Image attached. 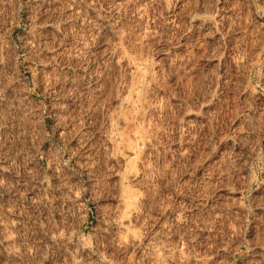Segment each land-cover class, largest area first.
<instances>
[{
	"label": "rangeland",
	"instance_id": "rangeland-1",
	"mask_svg": "<svg viewBox=\"0 0 264 264\" xmlns=\"http://www.w3.org/2000/svg\"><path fill=\"white\" fill-rule=\"evenodd\" d=\"M39 1L0 0V264H264V0Z\"/></svg>",
	"mask_w": 264,
	"mask_h": 264
},
{
	"label": "bare ground",
	"instance_id": "bare-ground-1",
	"mask_svg": "<svg viewBox=\"0 0 264 264\" xmlns=\"http://www.w3.org/2000/svg\"><path fill=\"white\" fill-rule=\"evenodd\" d=\"M28 1H29V0H28ZM46 1H47V0H46ZM50 1H52V0H50ZM50 1L48 0V2H50ZM30 2H31V1H30ZM37 2H40V1L37 0ZM46 3H47V2H45V4H46ZM52 3H53V2H52ZM34 4H35V1H34ZM48 4H49V3H48ZM30 5H31V4H30ZM38 5H39V4H38ZM49 6H52V4H50ZM30 7H31V6H30ZM44 7H45V5H44ZM44 7H43V8H44ZM53 7H54V6H52V8H53ZM33 8H34V6H33ZM36 8H37V7H36ZM39 8H40V7H39ZM43 8H42V9H43ZM32 10H33V9H32ZM37 11H39V10H37ZM37 11H36V13H37ZM40 11H41V9H40ZM32 14H33V13H32ZM32 14H31V16H32ZM37 14H38V13H37ZM39 14H40V13H39ZM45 14H46V12H45ZM34 15H36V14H33V16H34ZM48 15H49V14H48ZM33 16H32V17H33ZM42 16H43V14H42ZM49 16H50V15H49ZM38 17H39V16H38ZM43 17H44V16H43ZM28 18H29V17H28ZM44 18H45V17H44ZM47 18H48V17H46V19H47ZM53 18H54V17H53ZM38 19H39V18H36V20H38ZM41 20H42V18L39 19L38 21H41ZM48 21H49V19H48ZM50 21H51V20H50ZM36 22H37V21H36ZM43 22H46V21H43ZM43 22H42V23H43ZM29 23H30V22H29ZM45 24H47V23H45ZM52 24H53V21H52ZM38 26H39V25H38ZM40 26H42V24H41ZM50 26H51V25H50ZM45 27H46V26H45ZM35 28H36V27H35ZM36 29H37V28H36ZM39 29H40V28H39ZM41 30H44V28L41 29ZM43 32H44V31H43ZM41 33H42V32H41ZM33 34H34V33H33ZM36 34H38V33H36ZM39 35H40V34H39ZM40 37L42 38V36H40ZM40 37H39V40H40ZM42 39H43V38H42ZM45 39H46V37H45ZM32 40H33V39H32ZM43 40H44V39H43ZM45 42H46V40H45ZM36 50H37V49H36ZM40 51H41V50H40ZM4 62H5V61H4ZM135 67H136V66H135ZM1 75H2V74H1ZM6 76H7V75H6ZM0 77H1V76H0ZM0 79H1V78H0ZM11 79H12V78H11ZM6 81H7V80H6ZM9 81H10V80H9ZM10 82H12V81H10ZM10 82H9V83H10ZM10 84L13 85V83H10ZM7 85H8V84H7ZM4 87H5V86H4ZM8 87H9V85H8ZM10 91H11V90H10ZM18 91H19V90H18ZM21 91H22V90H21ZM22 92H23V94H24V91H22ZM22 92H20L21 95H22ZM7 93H8V92H7ZM7 93H6V94H7ZM12 94H13V92H12ZM24 95H25V94H24ZM14 96L17 97V95H15V94H14ZM120 96H121V95H120ZM120 96H118V97L120 98ZM2 97H3V96H2ZM4 97H5V96H4ZM9 97H10V96H9ZM12 97H13V96H12ZM12 97H10V99H11ZM18 97H19V96H18ZM18 97H17V98H18ZM22 97H23V96H22ZM22 97H21V98H22ZM118 97H117V98H118ZM0 98H1V95H0ZM13 98H14V97H13ZM24 98H25V96H24ZM122 98H123V97H122ZM124 98H125V97H124ZM19 99H20V98H19ZM22 99H23V98H22ZM120 99H121V98H120ZM126 99H127V97H126ZM126 99H124L125 102L128 101V99H127V100H126ZM1 100H2V98H1ZM6 100H7V99H6ZM16 100H17V99H16ZM20 100H21V99H20ZM117 100H119V99H117ZM7 101H8V100H7ZM7 101H6V102H7ZM13 101L16 103L15 100H12V102H13ZM21 101H22V100H21ZM129 101H131V100H129ZM129 101H128V102H129ZM3 102H5V101L3 100ZM3 102H2V103H3ZM9 102H11V100L8 101V103H9ZM0 103H1V102H0ZM6 104H7V103H6ZM12 104H14V103H12ZM19 104H20V103H19ZM22 104H23V103H22ZM22 104H21V106H22ZM15 105H16V104H15ZM1 106H4V105H1ZM6 106H7V105H6ZM8 106H10V105H8ZM21 106L19 105V107H20L19 109H21ZM11 107H12V106H11ZM22 108H23V107H22ZM9 109H10V108H9ZM9 109H7V111H8ZM14 109H15V108H14ZM0 110H1V109H0ZM12 110H13V107H12ZM10 111H11V110H10ZM10 111H9V112H10ZM15 111H16V110H15ZM4 112H5V110H4ZM4 112H3V113H4ZM0 113H1V112H0ZM13 113H14V112H13ZM13 113L11 112L10 115H12ZM7 114H8V113H7ZM14 114H15V113H14ZM1 115H2V113H1ZM5 115H6V112H5ZM5 115H4V116H5ZM13 116H14V115H13ZM8 117H9V116H7V118H8ZM11 118H12V117H11ZM4 119H5V117H4ZM17 119H18V117L16 118V120H17ZM13 120H14V119H13ZM13 120H11V121H13ZM16 120H15V121H16ZM11 121H8L7 123L9 124V122H11ZM15 121H14V123H15ZM4 123H5V122H4ZM7 123H6V124H7ZM12 123H13V122H12ZM12 123H11V124H12ZM14 123H13V124H14ZM13 124H12V125H13ZM9 125H10V124H9ZM6 128H7V127H6ZM0 129H1V128H0ZM134 136H135V135H134ZM128 143L130 144L131 148H133V149L135 148V147H134L135 144L132 143L130 140H129ZM135 146H136V145H135ZM10 154H11V153H10ZM10 154H9V155H10ZM5 155H6V154H5ZM9 155H8V156H9ZM15 155H16V154H15ZM17 155H19V153H18ZM13 156H14V154H13ZM20 156H21V154H20ZM3 157H4V156H3ZM5 157H6V156H5ZM0 158H2V157H0ZM11 159H12V157H11ZM19 159H20V157H19ZM19 159H18V160H19ZM8 160H9V159H8ZM13 160H14V159H13ZM5 161H7V160H5ZM5 161H4V162H5ZM0 162H1V160H0ZM5 163L8 164V162H5ZM0 164H4V163L2 162V163H0ZM5 166H7V165H5ZM0 168H1V167H0ZM0 170H1V169H0ZM30 175H31V174H30ZM33 177H34V176H33ZM35 177H36V176H35ZM36 178H37V177H36ZM41 183H42V182H41ZM25 185H26V184H25ZM29 185H30V184H29ZM33 186H34V185H33ZM37 186H38V185H37ZM30 187H31V185H30ZM27 188H29V187H27ZM32 188H33V187H32ZM24 190H25V189H24ZM14 192H15V191H14ZM18 192H20V191H18ZM32 192H33V190H32ZM35 192H36V191H35ZM39 192H40V191H39ZM16 193H17V192H16ZM30 193H31V192H30ZM14 194H15V193H14ZM14 194H12V195H14ZM23 194L26 195L25 192H24ZM39 194H40V193H39ZM41 195H42V194H41ZM41 195H40V196H41ZM128 195H129V194H128ZM128 195H127V196H128ZM13 197H14V196H13ZM17 197H18V196H17ZM128 197H129V196H128ZM128 197H126V198H128ZM18 198H19V197H18ZM22 198H23V197H22ZM31 198H32V197H31ZM37 198H38V196H37ZM42 198H43V197H42ZM124 198H125V197H124ZM130 198H131V197H130ZM13 199H15V198H13ZM13 199H12L11 201H13ZM34 199H35V196H34ZM38 199H39V198H38ZM40 199H41V198H40ZM48 199H49V198H48ZM28 200H29V199H28ZM30 200H31V199H30ZM41 200H42V199H41ZM124 200H125V199H124ZM126 200L131 201V199H129V198L126 199ZM16 201H17V200H16ZM43 201H44V199H43ZM47 201H49V200H46V202H47ZM14 202H15V201H14ZM17 202H19V201H17ZM41 202H42V201H41ZM44 202H45V201H44ZM8 203H9V202H8ZM15 203H16V202H15ZM32 203H33V202H32ZM51 203H52V202H51ZM125 203H127V202H125ZM128 203H129V202H128ZM6 204H7V203H6ZM16 204H17V203H16ZM16 204H15V206H16ZM127 205H128V204H127ZM6 206H7V205H6ZM9 206H10V205H9ZM9 206H8V207H9ZM11 207H12V206H11ZM9 209H10V207H9ZM9 209L7 208V211H8ZM14 210H15V209H14ZM14 210H13V212H14ZM10 212H11V211H10ZM23 216H24V215H23ZM11 222H13V221H11ZM15 222H16V221H15ZM15 222H14V223H15ZM2 227H3V226H2ZM2 229H3V228H2ZM2 231H4V229H3ZM5 236H6V235L4 234V238H6ZM8 237H9V236H8ZM7 240H8V239H7ZM8 242H9V241H8ZM8 242L6 243V240H5V243H6V244H8ZM7 248H8V247H7ZM8 251H9V249H8ZM17 251H18V250H17ZM17 251H16V253H17ZM10 252H11V251H10ZM10 252H9V253H10ZM17 254H18V253H17ZM20 254H21V253H20ZM10 255H11V254H10ZM12 255H13V254H12ZM13 256H14V255H13ZM15 257H16V256H15Z\"/></svg>",
	"mask_w": 264,
	"mask_h": 264
}]
</instances>
